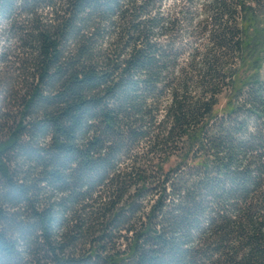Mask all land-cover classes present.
Instances as JSON below:
<instances>
[{"label":"trees","instance_id":"1","mask_svg":"<svg viewBox=\"0 0 264 264\" xmlns=\"http://www.w3.org/2000/svg\"><path fill=\"white\" fill-rule=\"evenodd\" d=\"M0 264H264V0H0Z\"/></svg>","mask_w":264,"mask_h":264},{"label":"rangeland","instance_id":"2","mask_svg":"<svg viewBox=\"0 0 264 264\" xmlns=\"http://www.w3.org/2000/svg\"><path fill=\"white\" fill-rule=\"evenodd\" d=\"M225 102H226L225 97H222V98L220 99V103H219V105L217 106V109H218V110H221V109L223 108Z\"/></svg>","mask_w":264,"mask_h":264}]
</instances>
